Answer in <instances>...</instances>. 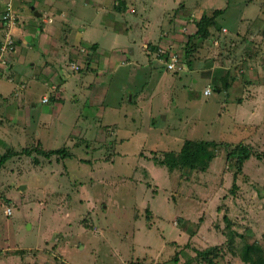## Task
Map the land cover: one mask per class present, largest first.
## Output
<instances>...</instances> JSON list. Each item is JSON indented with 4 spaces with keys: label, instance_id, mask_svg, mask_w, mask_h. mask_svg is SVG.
Instances as JSON below:
<instances>
[{
    "label": "rangeland",
    "instance_id": "374dc122",
    "mask_svg": "<svg viewBox=\"0 0 264 264\" xmlns=\"http://www.w3.org/2000/svg\"><path fill=\"white\" fill-rule=\"evenodd\" d=\"M2 1L9 2L16 17L13 27L21 40L28 30L19 5L33 6L35 0H18L17 8L13 0ZM125 1L126 5L137 4V10L133 9L142 15L138 14L132 32L125 22L128 33H119V38L109 27L97 26L93 32L86 25L83 36L104 51L118 42L131 47L117 61L115 71L119 74L113 81L126 82L124 99L130 89L147 86L142 88L147 95L154 88L155 99L144 96L138 108L129 96L124 106H113L120 101L119 84L111 85V96L107 94V87L95 78L110 82L105 69L90 67L89 57L76 58L68 51L69 47L76 51L78 44L66 43L67 52L61 59L40 56L32 46H17V55L26 49V60L34 61L33 66L26 65L30 73L38 65L34 76L40 81L26 78L24 81L34 83L19 82L25 85L19 102L0 106V158L12 154L0 165V264H247L233 248L239 241L238 231L247 227L249 241L258 240L253 222L264 226V102L255 105L258 95L264 97V87H260L264 75H254L258 71L264 74V0H185L190 15H181L169 24L167 20L159 22L163 25L152 29L154 43L142 42L139 37L142 2L150 0ZM215 9L223 13L206 38L192 37L194 51L189 55L184 48L186 35L196 31L200 16H209ZM117 14L115 20L124 17L128 24L135 19L123 11ZM63 20L56 17L59 23ZM223 27L226 32L221 31ZM0 28L1 35L5 26ZM218 29L219 34L215 33ZM47 30L45 35L50 32ZM143 30L150 28L146 25ZM131 33L138 37L136 44L130 40ZM188 46L190 53L191 44ZM173 51L182 60L180 68L178 61L177 66L168 68L171 62L160 56L175 54ZM69 58L77 59L79 68L96 70L84 74L83 86L75 89L78 94L67 99L58 113L50 96L42 95L46 92L43 81L50 78L51 92L56 81L62 83L59 77L78 79L75 61ZM7 64L14 65L11 59ZM154 66L157 78L150 76L154 82L148 83ZM244 67H251L252 73ZM234 75L242 81L229 82L233 85L229 92L219 93L216 88ZM248 80L255 83L254 88L242 95L241 83ZM207 86L211 92L205 96L202 92ZM63 87L70 98L72 85ZM41 95L49 98L48 103L41 102ZM230 95L243 100L231 106L226 99ZM222 104L227 106L223 109ZM102 109L110 115L114 112L110 109L118 112L108 122L110 118ZM133 111L132 118L122 117ZM116 119L121 128L113 136ZM195 139L241 142L251 155L240 171L233 159L225 157L222 144L217 145L207 166L170 171L160 163L164 153L176 154L184 141ZM61 147L65 158L41 154ZM230 220L233 223L228 226ZM214 246L221 247L219 254ZM237 247L240 251V245Z\"/></svg>",
    "mask_w": 264,
    "mask_h": 264
},
{
    "label": "crops",
    "instance_id": "0c3cea01",
    "mask_svg": "<svg viewBox=\"0 0 264 264\" xmlns=\"http://www.w3.org/2000/svg\"><path fill=\"white\" fill-rule=\"evenodd\" d=\"M121 3H124L125 5V10H123V14L125 13L132 14V17L135 18L129 24L127 23V19H124V17H121L122 21L115 20L116 18L115 16L118 15L117 12L115 11V6L120 7ZM126 4L127 2L125 0H35L33 6H27V7L25 3H20L19 6L20 8L23 9V12L26 11L24 13L22 12V16L20 14V17L25 19L24 28L28 31H26L23 34V37L20 40V37L18 36L19 34L18 29L16 27H13V25L9 29L14 39H16L17 49H15L14 54L12 53L8 57V60L11 59L14 65L12 66L7 64V70H9V72L7 73V71L3 70L4 71L3 73H5L6 76L5 75L3 76L2 74V76L0 77V103H1L0 106H2L5 103L14 105L17 102H19L20 96L23 93L22 92L23 88H25V85L23 83H25L26 85L27 83H29L30 85L34 83V81L32 80L24 81L26 78L36 79V81L38 80L40 81V77L34 76L35 71L38 70L36 69L38 65H36L35 71L32 68V73H30L29 72L30 70L26 67L27 64L30 66L34 65V61H28V59L26 60L28 53L26 49H30L32 46L33 49L34 48L37 49L40 56H45V58L47 57L48 59L50 58L61 59L63 55L67 52V50L64 49V45H67L66 43L69 44L71 43V44H78V47L76 51H73V48L69 47L68 51H70V53L74 54L76 58L87 59V57H89L91 59L90 67H94V66L97 67L100 65L98 69H105L106 75L108 73V78L111 77L110 82L109 80L104 82L105 79H103V77H98V76L95 77L99 80L101 85L107 87L106 88L107 94L110 93L111 96V87H110L111 85L119 84L117 95L120 98V101L117 103L114 102L113 106L114 107L118 106L120 108L122 106L120 102L123 101L125 88H126V86L124 85L126 84V82L122 83L124 81L120 79H115V81H113L114 80L113 77L119 74V72L115 71L117 66H119V62L117 61L119 59H122L123 55L127 54V51L131 49V47L128 49L124 47V45H118L119 43L118 42L117 44L111 45L112 48H110V51H104L97 42L92 43V41L85 40L83 34H85L86 25H89L90 30H93V32L96 30L97 26L103 29L109 27L110 30L113 29L111 31H114L113 34L118 38L120 36L119 33L125 32L127 34L128 30L132 32L131 29L134 26H136V24L139 21L137 17L138 14L140 13L135 11L137 4L135 3L134 4L130 3L128 5ZM4 5H6V2L4 3L3 1L1 2L0 0V23L2 21V13L4 11L3 8L5 7ZM13 5L15 8H17L18 0H13ZM142 5L144 7L142 8V10H144V17H142L143 20L141 21L142 23H146V24L143 25L140 22L141 24L139 26H142L140 32L145 34L141 37L142 34L140 33L139 37L142 42L146 40V43L149 42L154 43L153 35L155 34V31H153L152 29H155L156 27L160 28L163 25L162 24L159 26V22L167 20L166 22L167 24H169L171 23V20L174 21L175 19L178 20V17L181 15L186 17L190 15L191 12L185 0H150V1H143ZM250 11H254V9H251ZM82 12H84V14H82ZM56 17H59L64 20L59 23L56 21ZM104 21L108 23H105ZM124 22L127 25L128 30L125 29L126 26L124 25ZM38 23L39 25H37ZM121 25L124 26L123 29L119 28L121 27ZM146 25L150 28V30L144 32L143 29ZM150 25H154V26H150ZM47 29H50L49 32L50 34L48 33V35H45V33L48 31ZM0 32L2 31L0 30ZM158 32L159 30L156 32V34H158ZM2 34L0 35V40ZM149 34H151V36H149ZM20 35H22V32L20 33ZM145 35H147V37ZM172 35L178 36L179 34L173 33ZM130 40H132V44H136V42H138V37L132 35L131 33ZM94 43L95 46H93ZM20 45L23 46V48L25 47L26 49L25 50L22 49L24 54H20L19 52L20 55H17L16 53L18 52V47ZM81 46L85 47V51L81 50L80 48ZM103 52L107 56L102 54ZM97 60H100V63ZM74 63L79 66V62H77V59L75 60ZM250 64L256 67L255 63L251 62ZM90 67L84 66V68L82 69H84L86 72L79 71L80 73L79 72L78 73L80 74V76L76 80H71L69 77L67 78L57 77L59 80L60 79L63 80L62 83L56 81V79L54 80L57 83L56 84L58 87L57 91H55L56 89L55 88L53 91L49 92L50 89L48 83L50 84L51 80L48 77L44 78L43 85L46 87V92L42 93V95L50 96L51 94H55L60 97V100L54 101L56 102L55 103L56 105H54L55 108H53L55 109V111L59 113L60 110V112H62L63 110L62 106H64V102H66L67 99L71 101L73 99V96L78 94L77 92H75L76 91L75 89L78 88L79 85H81V87L83 86V82H82L83 76L85 73H87ZM244 68L246 69V72L248 70V73L250 74L252 73L251 67H244ZM112 69L113 71H111ZM90 70H96V68L93 69L90 68ZM109 73L112 74L109 75ZM258 73L260 74V76L264 75L263 71H258L257 73H254L255 77L258 76ZM54 75L59 76L58 73H54ZM21 81H23V83L19 84V82ZM236 82H238L237 77L235 80H233V85ZM63 85L64 86L72 85L71 89H73L74 91H70L71 92L70 98H68L67 96L68 92L64 89ZM233 85L226 86L220 84L217 91H219V93L225 92V94H227V92H229V88L233 87ZM260 87H264V86H260ZM18 88H20V90ZM145 88L147 89V87ZM153 90L154 88L152 87L151 90H149L151 91V94L147 93V95H144L143 91L141 90L137 98L139 99V101H141L143 100L144 96H147L149 100H154L156 95L153 94ZM20 91L22 93H20ZM103 92L106 93V91ZM253 94L250 95L251 98ZM42 95L41 98L43 97ZM24 97L26 101V96ZM262 97L263 96H259V95L257 96L255 105L264 102V97L263 98ZM238 98H239L238 95H230L229 97L226 98L228 99L227 104L231 106H235L237 103H241L243 99L239 100ZM2 99H6V101L4 102ZM111 99L113 98H110L109 100ZM115 99L117 100V96L115 97ZM137 104H138L137 107H139V105H141L142 102L141 103L138 102ZM222 106L226 107L227 105L222 104ZM110 110L114 111L111 115L108 114L105 109H102L103 112L106 111L105 115L108 114V117L110 118V121L108 120V122H111L113 115H115L116 112H118L117 110L114 109H110ZM153 112L155 111L152 110V113ZM111 135L114 136V133H111ZM253 223L257 227V230L253 233V235L259 237L257 239L259 240V243L264 247V226H260L261 224L257 225L256 222Z\"/></svg>",
    "mask_w": 264,
    "mask_h": 264
},
{
    "label": "trees",
    "instance_id": "16d2710c",
    "mask_svg": "<svg viewBox=\"0 0 264 264\" xmlns=\"http://www.w3.org/2000/svg\"><path fill=\"white\" fill-rule=\"evenodd\" d=\"M123 10H125L124 3H121L120 7L119 6L118 7L115 6V11L116 12H120V11H123ZM222 13H223V10L215 9V10H213L211 12V14L209 16L208 15H204V14L202 16H200V18L197 20V22L195 24L196 31L194 33H192V34L189 33V34L186 35L187 36V40H186L185 44L187 46L184 47L185 48V52H187L190 55L192 53V51H194V47H193V45L191 43L192 37H194V38H203V39L206 38L208 36V31H210L209 29L214 25V21ZM216 31L217 32H215V33L219 34L220 29H218ZM218 38H219V36H218ZM190 44H191V49L192 50L189 53V50H188L189 46L188 45H190ZM150 47H151L152 50L155 49L153 45H150ZM173 52H175V51H173ZM170 54L171 53H167L166 56H164V53H163L160 56H163L165 59L169 60ZM188 54H186V56ZM175 55L178 58V54L176 52H175ZM69 59L72 60L71 58H69ZM181 62H182L181 58L180 59L178 58V64L180 66H181ZM245 63L246 62H243V65H245ZM182 65L184 66V64H182ZM240 68H243V66H241ZM155 69H156V67L154 66V68H152L151 71L149 72V76L148 77L156 76V75H154V70ZM89 70H90V68H89ZM79 71L80 72L81 71L86 72L82 68H79L77 70V72H79ZM169 71H171L172 73L175 72V70H169ZM176 72H178V71H176ZM236 77L238 78L237 84L242 81V77H238V76L234 75L233 77L229 78V80H227L228 77H227V79H224L223 85L230 86V83L233 80H235ZM155 78H157V76ZM146 82H148V83L152 82V77H150ZM153 82H154V79H153ZM241 85H242L241 89H243V92H242V95H243L245 92L248 91V89L254 88L253 86L255 85V83H253L252 81L250 82L248 80L246 82L241 83ZM145 87H147V86H144L142 88L145 89ZM218 87L216 88V90L218 89ZM142 88H141V90H142ZM57 89H58V87H56L55 91H57ZM205 89H203V92H204ZM141 90H136V89H130L129 90L130 94L128 96H129L130 103L134 102L135 105L137 106L138 102H142V100L139 101V99L137 98L138 95L140 94V92H138V91H141ZM126 93H127V91H126ZM128 96L126 95L125 99L123 97V101L120 102L121 105L124 106V104H126L128 102V100H127ZM238 99L240 100L241 97L239 96ZM50 100H51V103H56L54 101L60 100V97L58 95L51 94L50 95ZM132 105H134V104H132ZM221 108L224 109L225 107H221ZM151 112H152V110H151ZM125 115H126V118L129 119V118H132V116L135 115V112L133 111V113L129 114V115H127V112H126V113H124L122 115V117H124ZM151 116H153L152 113H151ZM115 121H118V120L116 119ZM120 122L121 121L113 123V129L114 128L115 129H114V131H112V133H115V130H117L119 127H121L120 126ZM195 122H199V119L197 121H195ZM250 130H251V128H250ZM220 144H222V146L223 147L225 146V148H226L225 149V157L233 159L236 169L240 171L242 169L243 162L246 159H248L250 157V155H251L249 148L245 147V144H243L241 142H238V143H227V142H225V143H215V142H212V141H209V140H204V139H195V140H192V141L186 140L182 144V147H181L180 151L177 152L176 154L171 153V152L164 153L163 154V159L160 160V163L165 165L168 168V170H170V171L175 169V168H177V167L194 168V167H199L200 165L207 166L209 164V162L213 158V152H214L215 148L217 147V145L220 146ZM55 153L57 154L59 159L61 157L65 158L66 153H65L63 147L58 148V149H47V150H44V151L41 152V154L43 156H45V157H49V156L51 157L52 155L54 156ZM11 155L12 154L9 153V154L1 157L0 158V165L3 162H5L6 158L10 157ZM232 223H233V221L230 220L227 225L230 226V225H232ZM226 229H228V227H226ZM248 231H249V229L247 227H245L244 231H242V232L238 231V233H240V235H237L238 238H239L238 239L239 241H238V244L233 249H236L239 252L240 258H242L244 263H247V264H264V247L259 243L258 240L254 239V238L251 239V241H249L250 240L249 236H251V235H250V232L248 233ZM243 234H245V235H243ZM238 245H240L241 249H243L242 252H241V249L239 251V247H237ZM214 247H216V253L219 254L220 250H221L220 249L221 247H219V246H214ZM199 254H203V252H200ZM209 263L210 264H215L213 261H209ZM139 264H144V263H139Z\"/></svg>",
    "mask_w": 264,
    "mask_h": 264
},
{
    "label": "built area",
    "instance_id": "2783aa9c",
    "mask_svg": "<svg viewBox=\"0 0 264 264\" xmlns=\"http://www.w3.org/2000/svg\"><path fill=\"white\" fill-rule=\"evenodd\" d=\"M7 8L3 11L2 13V21H1V25L5 26L1 40H0V77L3 74V70L6 68V63L8 60V57L14 53L15 49H16V40L14 39L13 35L11 34V32L9 31V29L12 27L13 23L15 22V16L10 12V8H9V2L6 4ZM222 32H226L225 28H222L221 30ZM219 41L218 36H215ZM169 61L171 62L170 65L167 64V67L170 68L171 66L176 65L178 58L175 54H170L169 56ZM78 67L75 66V69H77ZM178 68L179 64H178ZM210 92L209 88H206L204 90V94L208 95ZM47 99L43 98V102H46ZM7 214L11 213V210L9 208H7L6 210Z\"/></svg>",
    "mask_w": 264,
    "mask_h": 264
},
{
    "label": "clouds",
    "instance_id": "9594fccd",
    "mask_svg": "<svg viewBox=\"0 0 264 264\" xmlns=\"http://www.w3.org/2000/svg\"><path fill=\"white\" fill-rule=\"evenodd\" d=\"M72 60L74 61V59H72ZM7 61H8V60H7ZM75 66L78 67V68L75 69V70H78V69H79V66L76 65V64H74V67H75ZM6 69H7V63H6V68H5L4 70L6 71ZM3 72H4V71H3ZM55 88H56V87H54V89H55ZM207 88H209V87H207ZM18 89L20 90V88H18ZM209 89H210V88H209ZM210 92H211V89H210ZM210 92H209V94H210ZM203 94H204V92H203ZM209 94H208V95H209ZM204 95H205V94H204ZM208 95H205V96H208ZM43 98H46L47 101H49V98H47V97H42V98H41V102H43ZM47 101H46V102H43V103H48Z\"/></svg>",
    "mask_w": 264,
    "mask_h": 264
},
{
    "label": "water",
    "instance_id": "95a60500",
    "mask_svg": "<svg viewBox=\"0 0 264 264\" xmlns=\"http://www.w3.org/2000/svg\"><path fill=\"white\" fill-rule=\"evenodd\" d=\"M37 14V13H36ZM38 16H39V13H38Z\"/></svg>",
    "mask_w": 264,
    "mask_h": 264
}]
</instances>
